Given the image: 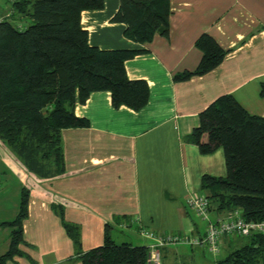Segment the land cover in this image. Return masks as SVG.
<instances>
[{
  "label": "crops",
  "instance_id": "0c3cea01",
  "mask_svg": "<svg viewBox=\"0 0 264 264\" xmlns=\"http://www.w3.org/2000/svg\"><path fill=\"white\" fill-rule=\"evenodd\" d=\"M12 1L0 0V20L10 16ZM169 3L168 33L144 44L128 39L126 25L112 20L119 0H103L102 8L81 11L80 24L90 45L143 50L125 60L124 66L128 78L147 82L148 100L136 110L115 107L108 91H94L84 103H76L75 114L85 117L88 126L61 131L65 169L56 176L28 171L0 141L4 173L14 176L20 189L29 190L20 253L6 264H82L77 252L100 245L106 225L133 227L147 246L152 240L139 233L141 225L157 233H204L208 222L194 214L186 198L202 192L203 174H226L224 153L217 147L202 154L186 136L198 125L200 111L224 94H231L250 113L264 116L260 95L264 0ZM202 33L227 49L226 56L204 75L174 81V73L198 65L201 51L195 40ZM17 210L18 204L10 212L2 207L0 222L13 219ZM225 214L208 211V219L215 221ZM64 221L78 226L79 246L67 234ZM2 232L0 255L8 249L10 228ZM234 240L224 237L222 247H231ZM202 247L207 250L204 243L190 248L200 253ZM183 248L181 244L162 247L160 264L185 256Z\"/></svg>",
  "mask_w": 264,
  "mask_h": 264
},
{
  "label": "trees",
  "instance_id": "16d2710c",
  "mask_svg": "<svg viewBox=\"0 0 264 264\" xmlns=\"http://www.w3.org/2000/svg\"><path fill=\"white\" fill-rule=\"evenodd\" d=\"M11 7L10 16L0 20V141L28 171L56 176L65 169L61 131L88 126L85 117L75 114L76 103H84L91 92L108 91L115 107L136 110L146 104L147 82L128 78L124 66L143 50L89 44L80 13L102 8L103 0H13ZM169 14V0H119L112 20L126 25L128 39L144 44L168 33ZM195 46L201 51L198 65L174 73V81L210 72L228 52L208 33L200 34ZM260 95L264 97V86ZM186 139L202 154L217 147L224 153L226 174L201 177L208 211L239 209L246 221L264 219V116L224 94L200 111L199 123ZM28 201L29 190L22 186L15 217L0 222L10 228L0 264L20 253ZM63 226L79 246L78 226L66 221ZM231 237L230 251L215 264H264L263 233ZM147 254V245L115 242L106 225L103 242L76 257L82 264H147Z\"/></svg>",
  "mask_w": 264,
  "mask_h": 264
},
{
  "label": "built area",
  "instance_id": "2783aa9c",
  "mask_svg": "<svg viewBox=\"0 0 264 264\" xmlns=\"http://www.w3.org/2000/svg\"><path fill=\"white\" fill-rule=\"evenodd\" d=\"M186 204L197 217L208 222L204 233L202 235L171 232L157 233L148 227L139 226V233L152 240L148 245L147 264H160V249L175 243H184L192 246L204 243L209 253L217 254L225 236H247L254 232L264 234V219L246 221L239 209L228 211L223 217L215 221L208 219V199L203 192L187 196Z\"/></svg>",
  "mask_w": 264,
  "mask_h": 264
},
{
  "label": "rangeland",
  "instance_id": "374dc122",
  "mask_svg": "<svg viewBox=\"0 0 264 264\" xmlns=\"http://www.w3.org/2000/svg\"><path fill=\"white\" fill-rule=\"evenodd\" d=\"M3 166L0 165V209L5 208L6 212H10V208L13 206H17L19 202V191L20 185L17 179L11 174L4 173ZM9 209V210H7ZM193 217V216H191ZM5 230H0V239H2V235L4 232L9 231L8 227H4ZM112 239L121 243L123 241H130L133 244H144V239L140 238L134 231V228L122 229L120 227L114 226L110 229ZM197 235V234H193ZM181 244L184 246L183 251L185 252V256H181L176 258L175 262H170L166 260L164 264H215L216 260L223 258L230 251V247L221 245L220 251L217 254H211L203 247L200 248L202 251L200 253L193 252L191 250V246L189 244L184 243H175L173 245ZM196 247V245H193Z\"/></svg>",
  "mask_w": 264,
  "mask_h": 264
}]
</instances>
